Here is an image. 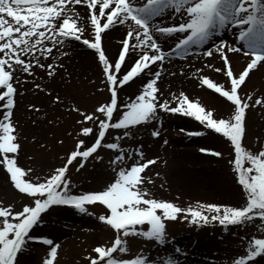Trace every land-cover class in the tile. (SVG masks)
<instances>
[{
	"label": "snow or ice",
	"instance_id": "6c2138e0",
	"mask_svg": "<svg viewBox=\"0 0 264 264\" xmlns=\"http://www.w3.org/2000/svg\"><path fill=\"white\" fill-rule=\"evenodd\" d=\"M117 26L123 28L121 47L110 58L103 39ZM229 31L233 42L223 38ZM169 40L174 43L166 49ZM75 43L92 50L102 76V87L95 91L108 93L91 109L72 95L48 87L61 71L70 82L71 73L63 61ZM229 54L247 58L238 73ZM173 55L219 58L221 67L205 62L204 68L223 73L225 83L214 81L203 68H196L191 76L199 86L228 102L226 115H218L217 109L202 104L198 97L190 98L183 90L169 91L167 96L161 91L158 82L165 61ZM260 68H264V0H0V169L21 198L19 207L15 200H0V264H21L20 258L33 243L45 247L41 264H59L61 244L36 228L55 207L87 213L88 206L95 205L104 209L96 220L111 237L87 250L84 264H181L176 257L185 250L168 233V223L177 220L197 227L217 223L225 230L253 226L259 235L241 237L245 246L231 264H260L258 258L264 259V135L256 136L254 150L244 142L249 110L258 109L264 119V92L257 94L247 88L250 74ZM180 74L186 75L184 68ZM137 79L142 81L137 92L122 98L121 92ZM26 93L50 97L53 108L63 106L73 119L71 129H65L62 136L49 133L56 145L63 146L68 137L72 146L58 157L61 163L47 172L37 167L35 155L27 156L32 162L28 165L20 161L22 141L28 136L21 135L22 125L15 113L18 98ZM25 110L40 113L42 108L29 102ZM163 113L197 121L203 130L187 132L189 136L210 130L224 139L230 146L228 164L241 189L242 205L196 201L182 206L154 196L148 187L154 180L146 170L159 158H146L142 144L124 145L134 140L140 127L153 122L162 126ZM38 120L50 126L64 123L60 116L50 119L47 112L31 119L32 126L37 127ZM151 136L159 137V128L153 127ZM31 142L42 153L52 148L36 135ZM199 151L218 158L224 155L213 148ZM104 153H111L107 163L111 175L100 187L83 190L69 174L72 167L79 173L90 161L103 164ZM137 238L154 243L165 255L155 259L143 249L130 255Z\"/></svg>",
	"mask_w": 264,
	"mask_h": 264
},
{
	"label": "rangeland",
	"instance_id": "374dc122",
	"mask_svg": "<svg viewBox=\"0 0 264 264\" xmlns=\"http://www.w3.org/2000/svg\"><path fill=\"white\" fill-rule=\"evenodd\" d=\"M83 14V7H78ZM120 27V26H119ZM122 28V27H121ZM123 30L113 42L103 39V46L106 54L114 58L121 47L120 39ZM223 38L233 42L232 32L223 34ZM215 40V38H214ZM174 41L169 40L165 48L171 47ZM237 46L240 42L235 41ZM107 45H110L111 51ZM69 55L64 58L65 67L68 73H71L70 82L67 74L60 72L55 80L48 84V87L59 92L61 95L70 94L82 105L91 109L97 101H103L108 93L96 92V87H102L99 80L102 79L100 69L97 66L96 58L92 50L75 43L74 47L68 49ZM199 51V49H197ZM108 52H110L108 54ZM232 67L236 73L246 66L247 58L241 54H229ZM131 62V61H129ZM205 62L213 63L216 67H221L222 62L218 57L205 58L203 56L190 55L187 58L172 56L170 61H165L166 66H174L179 71L184 68L187 72L184 86L175 87L172 92L178 93L183 90L190 98H200L202 104L207 107L218 110L219 114H227L228 102L212 90L198 85V81L191 76L196 68H203V73L209 75L214 81L225 83L226 78L223 73H216L211 69L204 68ZM65 79H61V77ZM147 78V77H145ZM176 78V77H175ZM141 80L137 79L135 83L129 84L121 92V97L133 95L140 87ZM30 87V85H26ZM249 91L256 90L264 92V68L253 71L250 79L247 81ZM167 96L168 93H165ZM50 97L44 94L32 95L26 93L19 97V106L16 110V119L27 123L30 119L42 117L44 112L49 114V118L60 116L64 123L59 126H50L46 121L38 120L37 127L25 126L22 128L21 135H27L28 140L22 141L23 149L20 153L22 164L28 165L32 162L27 160L28 155H35L37 158V167H41L47 172L50 166H58L61 161L58 159L64 151L72 146L71 138L65 137V144L58 146L49 134L54 132L57 136H62L65 129H71L73 124L72 117L64 112L63 106L53 108L50 105ZM29 102L35 103L42 108L40 113H29L25 110V105ZM162 126L153 122L140 127L134 140L128 141L125 147H134L137 143L143 145V151L146 158L158 157L154 166H149L146 175L154 180L153 185H148L154 196L166 200H171L188 206L195 204L196 201L210 202L217 204H226L240 206L244 200L241 195V189L235 182L231 166L228 164L230 146L218 134L210 130L201 136H189L187 132L202 131V126L190 117H184L180 114L163 113ZM249 132L246 145L256 147L255 138L257 135H264V119L261 118L259 110H249L248 112ZM31 125V124H30ZM153 127L159 128L160 136L153 138L151 131ZM185 129L184 132L180 131ZM36 135L41 142L47 140L52 148L48 153H42L31 142V136ZM167 140L165 144L164 141ZM201 147L213 148L224 153L222 158L214 157L207 153H201ZM111 153H104L103 164L90 161L85 169L76 173L74 166L71 172L73 180L83 189L90 190L100 187V185L111 175L107 168L108 157ZM159 173V176L155 175ZM163 185V187H161ZM178 197V199H177ZM0 200L11 202L15 200L19 207L21 198L10 187L5 172L0 169ZM104 209L100 205L88 206L87 213H80L67 206L53 208L47 216L44 217V223L36 228L38 233L47 234L61 244L59 264H84L83 255L92 246L97 243L109 242L111 233L104 228L97 220ZM168 233L170 238H174V244L184 249V254L176 257L181 264H231V259L243 251L245 246L241 237L250 238L252 234L259 233L253 226L246 229L239 226H229L227 230L219 224L193 226L185 221L177 220L168 223ZM143 249L146 255L150 254L152 258L159 259L165 255L162 248H158L154 243L147 242L137 238L133 241L130 255L136 254ZM171 253V247L167 248ZM45 254V247L39 243H33L22 256L21 264H41V259ZM260 264H264V259L258 258Z\"/></svg>",
	"mask_w": 264,
	"mask_h": 264
},
{
	"label": "bare ground",
	"instance_id": "6f19581e",
	"mask_svg": "<svg viewBox=\"0 0 264 264\" xmlns=\"http://www.w3.org/2000/svg\"><path fill=\"white\" fill-rule=\"evenodd\" d=\"M122 30H123V28L117 26L116 28L112 29L111 31H108L106 33L107 39L110 40L111 42H113L112 40H114L116 38V36L120 32H122ZM171 41H173V40H171ZM107 47H108V50L111 51L110 45H107ZM109 53L110 52H108V54ZM168 72H174V73H176V75L170 76V75H168ZM185 73L187 74L186 71H185ZM185 79H186V75H181L180 71L177 68H174V66H172V67L166 66L162 80L159 81L158 83H159V87H160L161 91L164 92V94H165V93H169V91L175 90L176 85H177V87L182 86V85L184 86V83L187 80V79L186 80ZM19 122L22 125V128H24L25 126H27V127L32 126L31 119L27 121L26 125H25V123L22 122V120H19ZM38 124H39V122H38ZM69 264H71V263H69Z\"/></svg>",
	"mask_w": 264,
	"mask_h": 264
}]
</instances>
